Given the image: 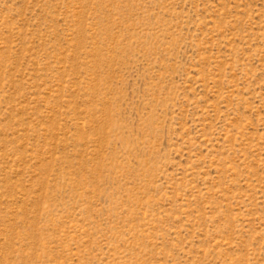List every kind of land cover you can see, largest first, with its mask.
Wrapping results in <instances>:
<instances>
[{
  "label": "rangeland",
  "instance_id": "374dc122",
  "mask_svg": "<svg viewBox=\"0 0 264 264\" xmlns=\"http://www.w3.org/2000/svg\"><path fill=\"white\" fill-rule=\"evenodd\" d=\"M0 264H264V0H0Z\"/></svg>",
  "mask_w": 264,
  "mask_h": 264
}]
</instances>
